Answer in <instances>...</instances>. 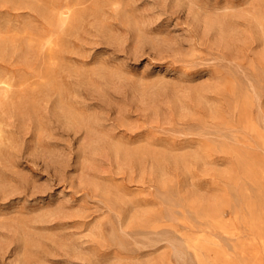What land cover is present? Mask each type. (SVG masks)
I'll list each match as a JSON object with an SVG mask.
<instances>
[{
    "label": "rangeland",
    "instance_id": "obj_1",
    "mask_svg": "<svg viewBox=\"0 0 264 264\" xmlns=\"http://www.w3.org/2000/svg\"><path fill=\"white\" fill-rule=\"evenodd\" d=\"M0 264H264V0H0Z\"/></svg>",
    "mask_w": 264,
    "mask_h": 264
},
{
    "label": "bare ground",
    "instance_id": "obj_2",
    "mask_svg": "<svg viewBox=\"0 0 264 264\" xmlns=\"http://www.w3.org/2000/svg\"><path fill=\"white\" fill-rule=\"evenodd\" d=\"M6 4V3H5ZM64 15V14H63ZM256 30V29H255ZM64 55V54H63ZM51 87V86H50ZM33 92V91H32ZM187 159V158H186ZM204 240V239H203Z\"/></svg>",
    "mask_w": 264,
    "mask_h": 264
}]
</instances>
